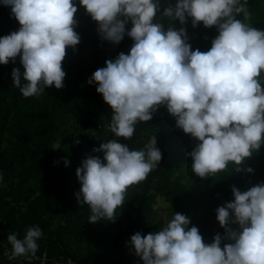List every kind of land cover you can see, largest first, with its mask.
<instances>
[{"label": "clouds", "instance_id": "clouds-1", "mask_svg": "<svg viewBox=\"0 0 264 264\" xmlns=\"http://www.w3.org/2000/svg\"><path fill=\"white\" fill-rule=\"evenodd\" d=\"M2 3L11 7L21 25L0 37V64L20 56L24 68L23 73L13 68L14 87L25 98L39 96L53 85L62 89L66 49L80 43L74 0ZM79 5L98 23L103 40L119 43L127 35L134 41L129 54L106 61V67L88 80L98 85L97 92L113 110L109 127L115 136L131 139L136 124L150 121L165 105L176 118V127L199 141L187 155L193 173L201 179L225 170L229 162L241 165L261 149L264 30L252 25L247 0H177L164 9L163 18L181 25L191 18L193 27L202 22L206 28H217L218 35L205 52L192 50L185 27L177 30L172 24L166 29L158 22L160 0H79ZM129 22L132 27L127 30ZM51 148H60V143ZM93 151L103 152V159L89 155L77 168L81 188L76 198L81 207L89 206L88 222L115 221L127 189L160 165L162 152L156 136L140 150L112 139ZM232 191L234 202L216 209L225 228L223 239L230 241L223 248L221 235L206 244L196 226L189 228V216L175 213L160 230L131 236L135 255L143 264H264V183L244 192L233 186ZM230 223L238 224L239 230ZM42 236L39 225L28 227L22 239L9 234L11 258L35 256Z\"/></svg>", "mask_w": 264, "mask_h": 264}, {"label": "trees", "instance_id": "trees-1", "mask_svg": "<svg viewBox=\"0 0 264 264\" xmlns=\"http://www.w3.org/2000/svg\"><path fill=\"white\" fill-rule=\"evenodd\" d=\"M176 2L160 0L162 19L158 17V22L166 29L172 24L177 30L185 27L192 50L208 51L218 35L217 28H206L202 22L193 27L191 18L186 25L163 18L164 9ZM74 3L80 43L75 49H66L62 89L53 85L39 96L25 98L12 79L13 68L24 72L20 56L15 62L0 64V264H20L5 260L2 244L9 243L7 236L12 233L22 239L33 225L43 230L38 250L47 251L49 257L66 254L78 264H143L135 255L131 236L137 232L147 235L166 225L157 207L159 197L169 204L170 220L175 213L188 215L189 228L196 226L204 243L211 244L219 234L223 248L230 241L223 239L225 228L216 209L234 202L233 186L244 192L264 183V145L241 165L229 162L225 170L201 179L193 173L187 155L199 141L176 127V118L165 105L150 121L138 122L131 139L115 136L109 127L113 110L97 92L98 85L88 80L96 70L106 67V61H114L120 53L129 54L134 41L127 35L119 43L103 40L98 23L79 0ZM247 7L252 25L264 30V0H247ZM237 18L242 19V15ZM20 27L11 7L0 0V37ZM131 27L129 22L126 29ZM152 136L157 137L162 152L160 165L144 181L127 189L115 221L88 222L90 208L81 207L76 198L81 188L76 172L82 161L89 155L103 159V152L93 149L108 140L140 150ZM56 142L60 148L53 150ZM237 167L243 170L236 172ZM229 227L239 230L238 224L230 223Z\"/></svg>", "mask_w": 264, "mask_h": 264}, {"label": "built area", "instance_id": "built-area-1", "mask_svg": "<svg viewBox=\"0 0 264 264\" xmlns=\"http://www.w3.org/2000/svg\"><path fill=\"white\" fill-rule=\"evenodd\" d=\"M40 250V249H39ZM37 250L36 255L32 256L30 253L26 256L11 258V245L9 243L2 244V255L9 263L20 264H78L72 256L62 254L59 256L49 257L47 251L40 252Z\"/></svg>", "mask_w": 264, "mask_h": 264}, {"label": "rangeland", "instance_id": "rangeland-1", "mask_svg": "<svg viewBox=\"0 0 264 264\" xmlns=\"http://www.w3.org/2000/svg\"><path fill=\"white\" fill-rule=\"evenodd\" d=\"M157 207L159 209L160 214L163 216L165 223L170 221V218L168 216L169 211V204L162 198H158Z\"/></svg>", "mask_w": 264, "mask_h": 264}]
</instances>
